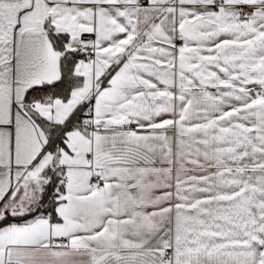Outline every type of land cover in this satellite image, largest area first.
<instances>
[{
    "label": "snow or ice",
    "instance_id": "1",
    "mask_svg": "<svg viewBox=\"0 0 264 264\" xmlns=\"http://www.w3.org/2000/svg\"><path fill=\"white\" fill-rule=\"evenodd\" d=\"M0 264H264V0H0Z\"/></svg>",
    "mask_w": 264,
    "mask_h": 264
}]
</instances>
